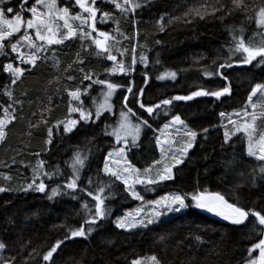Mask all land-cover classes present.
Wrapping results in <instances>:
<instances>
[{
	"label": "trees",
	"instance_id": "16d2710c",
	"mask_svg": "<svg viewBox=\"0 0 264 264\" xmlns=\"http://www.w3.org/2000/svg\"><path fill=\"white\" fill-rule=\"evenodd\" d=\"M21 2L5 0L0 7L21 11ZM140 2L142 6L135 14L127 16H122L114 5L102 1L97 3L102 11L112 13V18L107 22H97L98 29L115 37L111 40L112 54L116 55L118 61L123 60L125 65H131L133 57L136 59L135 70L127 75H108L105 69L111 67L112 62L106 59L105 54L97 55L95 46L88 40L83 41L84 45H89L85 51L77 34L60 45L50 46L48 52L38 54L41 58L34 67L19 65L26 71L17 83L12 84L11 78L2 69L3 64L9 62L17 66L16 54L7 45L9 40L16 42L21 33L4 42L7 55H0V105L7 107L11 103L15 119L6 128L5 139L0 141V186L7 189L0 192V242L7 245V250L0 255L5 258L15 255L17 264L22 257L28 258L32 248L43 253L57 240H61L62 244L53 254L54 264H131L135 258L153 254L162 264H244L246 249L255 237L251 223L253 217H249V221L244 224L232 225L213 214L190 208L165 220L163 224L154 223L147 228L130 231L115 227L114 221L118 217L132 212L142 202L133 200L124 191L120 181L104 175L102 171L104 157L120 147L109 135L104 134V130L107 126L109 131L118 121L123 108L122 95H128V106L150 125L143 126L144 132L137 148L128 150L131 165L140 172L148 168L154 176L162 167L163 158L156 138L173 116L179 115L184 126L197 134L193 147L182 158L183 162L173 168L174 179L152 186L157 190L154 198L207 189L223 194L229 202L238 203L246 210L251 208L264 214V178L259 172V168L264 167V161L246 154L247 141L242 133H237L227 144L224 143V132L232 128L228 123L229 116L237 119L234 113L243 108L251 87L255 83H264V64L257 67L234 65L229 69H221L227 80L203 75L205 70L215 71L217 65L227 57L229 27H243L247 40L257 31L254 18L246 20L238 11L227 16L217 12L215 16L207 15L204 19L194 15L185 16L189 10L199 7L203 0ZM33 3V0H27L23 7L30 8ZM74 3V0L68 3L57 0V7H67L70 14H76ZM220 3L225 9L230 6V0H220ZM245 3L249 5L248 15H253V8L264 4V0H245ZM8 15L10 17L12 14ZM22 15L27 19L30 13L23 11ZM221 16L224 18L220 19ZM161 17L163 31L156 23ZM169 20L172 22L168 23ZM77 52L83 64L73 63ZM141 55L146 57V66L140 62ZM89 71L95 74L94 79L107 78L122 85L114 93L115 112L103 113L95 123L79 121L73 131L64 133L63 127L57 128L55 122L68 115L69 97L65 89L86 87L91 82L82 81V76ZM166 71L175 72L176 79H157L158 75ZM145 74L148 78L146 84ZM67 76L74 79L69 81ZM129 81L134 92L139 88L144 89L140 100L145 105H153L176 95H189L199 88L219 89L226 84L231 89V95L222 96L220 100L203 96L188 101H173L167 106V115L165 106H162L161 109H154V114L149 116L134 102L132 94L127 93ZM101 91L102 86L93 84L87 94H82L83 108L94 113L93 101H100ZM5 92H10L11 100ZM72 103L76 104L75 101ZM261 107L258 105L257 109ZM257 109L255 111L260 114L261 110ZM221 112L226 115L221 117ZM2 116L3 109L0 108ZM42 116L46 124L39 123ZM77 117L78 113L72 114V118ZM260 118L263 120L264 117ZM133 119L136 121V117ZM34 124H38V127H31ZM49 127L53 130L51 143L45 144ZM257 127L258 131L264 130L262 123L257 124ZM77 150L88 155L78 181L81 186L88 187L89 177L93 178V189L99 181L111 182V187L104 193H111L110 198L105 200L109 211L103 220L93 226L94 230L87 239H65L67 228L75 229L83 223L81 203H95L79 191L76 200L71 199L70 195H59L52 200L47 198L51 188L57 185L62 187L69 176L70 169L66 161ZM37 160L44 162L45 171L55 172L58 168L59 174L52 179L41 177L46 184L43 193L22 191L31 181ZM156 161H161V164H156ZM228 161H232V164L226 166ZM4 175L10 179L4 180ZM253 175L256 177L254 184L251 183ZM140 195L148 200L153 199L144 195L143 188ZM161 235L166 237L163 242L159 241ZM197 235L200 241L195 240ZM36 260L38 264H49L40 257ZM29 264L34 262L30 261Z\"/></svg>",
	"mask_w": 264,
	"mask_h": 264
},
{
	"label": "snow or ice",
	"instance_id": "6c2138e0",
	"mask_svg": "<svg viewBox=\"0 0 264 264\" xmlns=\"http://www.w3.org/2000/svg\"><path fill=\"white\" fill-rule=\"evenodd\" d=\"M114 5L115 9L122 15L127 16L129 14L134 15L135 11L142 6L140 0H102ZM5 0H0V5L4 4ZM27 3V0H22L21 11L14 12L12 7H0V55H7L4 52L6 45L4 41L9 40L16 33H22L16 40L11 42L9 40L8 47L12 53L16 54L17 66H13V63L3 64V72L8 74L11 78V83L15 84L22 77L25 68L19 65L35 66L36 61L41 58L40 53L48 52L51 50L50 46L60 45L65 40H69L76 37L79 34V38L82 41V47L86 51L89 45H84L83 41L88 40L91 45L95 46L97 55L105 54L106 59L112 62V66L105 69L108 75L122 73L127 75L129 72L135 70L136 59L132 58L131 65H125L123 60H117L116 55L110 51L109 41L115 39L107 31H103L97 28V22L105 23L108 19L112 18L110 11H102L98 5L97 0H75V6H78L79 12L76 14H70L67 7H57L56 0H34V3L30 8L25 9L23 5ZM23 11L30 13L29 18L25 19L22 15ZM240 12L246 20H252L254 18L256 25V32L253 36L247 40L244 37V29L229 27L228 32L230 36V42L228 46V55L224 62L217 65L215 71L205 70L203 75L205 77L219 76L222 80H227L228 77L221 72V69H229L234 65H252L253 67L264 64V4L258 8H253V15H248L249 5L245 3V0H230V6L225 9V6L220 3V0H203L202 4L194 9L189 10L185 13V16L194 15L200 19H204L207 15H213L217 12H223L225 16L231 15L234 12ZM98 12L100 13L98 17ZM8 14H12L10 17ZM221 16L220 19H223ZM79 21V23H74ZM161 20H158L157 26L160 31L164 30V24ZM172 21L169 20L168 23ZM186 22H190L187 20ZM31 30V33L30 31ZM118 31V29H117ZM95 34V35H93ZM159 43V41H157ZM27 46L31 51L24 53L20 51V48ZM133 51L135 49L133 48ZM123 55V53H121ZM235 58V59H234ZM83 59L80 58L79 52L76 53V59L73 63L83 64ZM140 62L146 66V57L141 55ZM255 62V63H254ZM58 63V61H56ZM69 68L71 65L68 66ZM68 69L66 68L65 71ZM83 72V69H80ZM95 74L91 71L83 73L82 81H90L86 87L81 89L76 87L75 89H65L67 96L69 97L68 104V115L63 120H57L55 126L59 128L63 127L64 133H69L77 126L79 121L88 123L91 121L95 123L104 112L112 111V104L110 103L113 94L116 90L122 87L121 84L112 82L109 79L93 78ZM176 79L175 72H164L157 76V79ZM66 79L69 81L73 80L72 76H67ZM147 74H145V84L147 83ZM102 86L101 99L99 103L93 101L95 111L86 110L83 108V101L81 100L82 94H87L88 89L93 85ZM7 87V86H6ZM127 93L132 94L134 102L139 104V107L143 109L149 116L154 114V109H161L164 107V112L167 115V106L171 105L173 101H188L194 97L210 96L216 100H220L222 96L231 95V89L226 84L219 89H204L199 88L192 91L189 95H176L171 98L161 99L158 103L153 105H145L141 102L140 97L143 96L144 89L139 88L136 92L133 91L132 82H128L126 88ZM11 100L10 92H5ZM254 98H256L254 100ZM128 95H122L121 101L123 108L119 113V120L115 126H111L112 130L108 131L107 126L104 130L105 135H109L115 138L117 144H127V138L131 136L132 143L135 144L137 136L140 132L141 126H149L148 121L141 119L132 108L128 106ZM75 101L76 104H73ZM20 103V101H15ZM258 105L264 106V83H255L251 87L250 92L247 95L246 102L242 109L237 110L234 115L237 119H231L229 116L228 123L232 125L230 131L224 132V143L227 144L232 136L237 133H242L243 137L247 141L246 154L249 157H254L259 161H264V130L258 131L255 121L258 118V114L255 111ZM3 109V116L0 117V141H3L6 137L7 126L15 119L12 109V104L9 103L7 107L0 105ZM251 108L253 111L249 112ZM12 109V111H9ZM123 109H126L123 110ZM73 113H78L77 118H72ZM226 114L220 113L221 117ZM264 115V113H260ZM131 117H136V123H133ZM39 123H47L46 119L42 116ZM172 125L182 126L184 131V137H187L183 141L182 147L177 150L178 154L172 155L171 163H163L162 167L156 171V174L150 175V169L145 168L143 173L140 170L133 168L128 165L126 168L116 169L109 166V160L114 156L122 157L124 151L123 147L110 151L107 156L104 157L103 173L106 176H111L116 181H120L124 185V191L127 192L133 200H142V196L136 191L135 185H156L163 181H170L174 179L173 168L176 165L181 164L183 161L180 157L187 154L188 150L193 147V141L196 138V132L190 131L184 126V122L181 120L179 115L172 117L169 123L164 125L167 129ZM31 127H38V124L31 125ZM179 128L177 131L179 132ZM163 131V129H161ZM207 131V129H205ZM47 139L45 144L51 143L53 130L51 127L47 129ZM30 134V133H29ZM157 147L161 146V140L159 137L156 138ZM39 156V153H36ZM88 159L87 153L81 154L79 150L75 151L69 161H66V166L70 169L69 176L63 182V185H57L51 188L47 194V198L52 200L54 197L59 195H70L71 199H77V191L84 193L89 196L94 205H90L88 202L81 203V209L84 214L83 223L78 228H67V235L65 239L70 238H84L88 236L94 230L93 226H96L98 221L103 220L108 214L109 209L105 205V200L109 199L111 193L104 195L105 190L111 187V182L99 181L96 188H92L93 178L89 177L88 187L81 186L78 181L80 180L81 170L85 167V163ZM43 161L37 160V165L33 168V175L31 181L26 184L21 190L22 191H36L45 192L46 184L43 176L46 179H52L54 175L59 174L57 168L55 172L45 171L43 169ZM113 164H118L119 160L112 159ZM127 164V161H124ZM156 164H161V161H156ZM232 161H228L227 165H231ZM259 172L262 174L261 178H264V167L259 168ZM4 180H9L10 177L7 175L3 176ZM97 180L99 178L97 177ZM256 177L252 176L251 183H255ZM7 189L0 186V192H4ZM147 205L150 207L146 210L143 206L133 209L132 212H126L122 217H118L115 221V227L124 231H130L131 229L140 227L147 228L149 225L154 223L163 224L165 221L161 220V217H167L169 213H180L182 210L188 208H195L206 211L220 218L221 220L227 221L232 225H241L246 221H249V217H253L252 231L255 233V237L252 240L250 246L246 249V257L244 258V264H264V214L261 211L254 209H245L238 203L229 202L225 196L219 192H211L207 189L204 190H193L190 193H172L166 194L153 201H147ZM143 213V214H142ZM87 226V227H85ZM166 239L164 235L159 237V241L163 242ZM200 237L195 236L196 241H200ZM62 244L61 240H57L46 252L40 253L36 248L28 253V258H21L19 264H29L33 261L34 264H38L36 260L40 257L44 262L54 264L53 254L57 252ZM7 250V245L4 242H0V253ZM0 264H17V257L15 255H9L5 258L0 255ZM131 264H162L158 257L153 254L147 257H138L131 261Z\"/></svg>",
	"mask_w": 264,
	"mask_h": 264
},
{
	"label": "rangeland",
	"instance_id": "374dc122",
	"mask_svg": "<svg viewBox=\"0 0 264 264\" xmlns=\"http://www.w3.org/2000/svg\"><path fill=\"white\" fill-rule=\"evenodd\" d=\"M65 3L69 2V1H73V0H63ZM75 1V0H74ZM99 1H102V0H97V3ZM34 2V0H33ZM56 3H57V0H56ZM107 3V2H106ZM75 4V3H74ZM112 5V4H111ZM75 8L77 9V12H79V8L78 6H75ZM99 13V12H98ZM98 17H99V14H97ZM74 23H79V21H76ZM30 33H31V30H29ZM17 34H20V33H16L14 35H17ZM22 34V33H21ZM13 35V36H14ZM12 36V37H13ZM5 42V41H4ZM109 45H110V48H111V40L109 41ZM20 51L21 52H24V53H29L31 50L27 48V46H23L20 48ZM117 91V90H116ZM116 93V92H115ZM101 99V97H100ZM114 99H115V95L113 94L112 98H111V101L110 103L112 104V111L110 112L111 114H114L115 112V108H114ZM99 103V101L97 102ZM250 112H252L253 110L251 108H249ZM257 110H261L260 113H264V107L262 106L260 109H257ZM105 113V112H104ZM264 117V115H260L258 114V118L257 120L255 121V124L257 126V124L259 123H262L264 125V118L263 120L260 118V117ZM120 118V117H119ZM119 120V119H118ZM131 120L133 123H136V121L133 119V117H131ZM117 123V122H116ZM115 123V125H116ZM78 125V124H77ZM115 125H112V126H115ZM180 129L179 132L177 131V129ZM258 129V127H257ZM112 130V127L110 128L109 131ZM183 127L182 126H179V125H172L171 127L165 129L163 128V131L160 132L159 134V138L161 140V146H160V151H161V154H162V158H163V163H171L172 162V155L173 154H178L177 153V150L182 147L183 145V141L187 139V137H184L183 135ZM143 132H144V127L141 126V129H140V132L137 136V139H136V142L135 144L132 143V139H131V136H129L127 138V144H118L120 145L119 148L123 147L124 151L122 153V159L120 157H116L114 156L112 159H117L119 160V163L118 164H113L112 163V159L109 160V166L110 167H113V168H116V169H122V168H126L128 165H131L129 159H128V150L130 149H133V148H137L138 144L140 143V140L142 138V135H143ZM114 141H115V138L110 136ZM116 142V141H115ZM189 151V150H188ZM185 156V155H184ZM182 156L181 159L184 157ZM127 161V164L124 163V161ZM132 166V165H131ZM177 166V165H176ZM133 167V166H132ZM134 168V167H133ZM143 173V172H141ZM150 175L153 174V172L149 173ZM154 185H143V184H137L135 185V189L136 191L140 194L141 193V188H143L144 190V195H146L147 197H153V199H149L148 198H145L142 196L143 199H145L146 201H144L143 199L142 200H138V201H142L141 202V206L140 207H144L146 210L150 207L149 205L146 204L147 201H153V200H156L158 199L159 197H156V194H157V190L152 187ZM161 197V196H160ZM190 208L188 209H185V210H182L180 213H183L185 211H188ZM199 211H202V212H205V213H208L206 211H203V210H200V209H197ZM180 213H169L167 217H161V220L165 221V220H168L170 218H172L173 216L175 215H178ZM143 214V213H142ZM208 214H211V213H208ZM134 229H141L140 227H137V228H134ZM133 229V230H134Z\"/></svg>",
	"mask_w": 264,
	"mask_h": 264
}]
</instances>
